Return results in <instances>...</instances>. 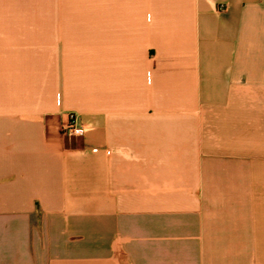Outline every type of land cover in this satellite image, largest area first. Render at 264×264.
<instances>
[{
    "label": "crops",
    "instance_id": "obj_1",
    "mask_svg": "<svg viewBox=\"0 0 264 264\" xmlns=\"http://www.w3.org/2000/svg\"><path fill=\"white\" fill-rule=\"evenodd\" d=\"M0 264H264V0H0Z\"/></svg>",
    "mask_w": 264,
    "mask_h": 264
},
{
    "label": "built area",
    "instance_id": "obj_2",
    "mask_svg": "<svg viewBox=\"0 0 264 264\" xmlns=\"http://www.w3.org/2000/svg\"><path fill=\"white\" fill-rule=\"evenodd\" d=\"M76 117L71 114L70 115V119H69V122L67 124V126L65 127L64 131L66 134H70V135H79V134H82L83 132V129L82 128H79L77 126V123H76Z\"/></svg>",
    "mask_w": 264,
    "mask_h": 264
}]
</instances>
